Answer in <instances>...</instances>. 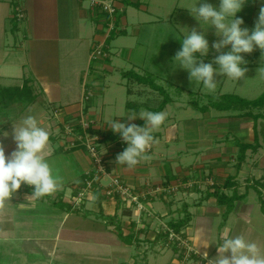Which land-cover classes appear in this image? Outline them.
<instances>
[{
    "label": "crops",
    "instance_id": "1",
    "mask_svg": "<svg viewBox=\"0 0 264 264\" xmlns=\"http://www.w3.org/2000/svg\"><path fill=\"white\" fill-rule=\"evenodd\" d=\"M139 1V5L135 6L139 9H146L149 13H145V15L150 16L147 18L141 14L140 16L144 17V20L141 21L156 24L158 22V14L161 10L159 8L160 6L157 5V1L154 0L155 7L147 6L141 0ZM198 2L199 0H169V2H164V0H162L161 3L165 8V12H160V14H165L167 12L165 15L166 20H170L171 22L175 20V25L184 33L182 36H186L192 28H195L196 24L195 18L191 15L189 9L196 5L199 6ZM201 2H203V0H201ZM207 2L216 7L219 6V0H207ZM17 3L20 6L19 0ZM75 4V0H23L21 7L26 17V25H14L8 27L10 26L8 18L9 16H13L15 10L10 13L13 4L8 0H1L0 8H5V14L0 18V38H2L0 55H7L6 64L16 65L14 69H17L18 72L13 71L8 72V74L5 75L0 74L3 75L0 77H8L10 78L8 79L9 81H23L30 76L34 79L35 84L42 89V95L46 100L45 104H48L52 108L70 109L73 114H76V110L83 106L85 91H90L91 98L89 99L90 101L88 100L87 108L90 117L96 121L95 125L102 124L104 126L108 124L107 122L109 120H117L122 123H135L136 125L140 122H144L140 118L130 122L127 120L129 114L135 113L137 117H139V113L142 110L151 111V109H149L150 106L148 107L146 104L149 100L153 99L148 98V96L144 94L146 93L145 91L134 93L129 86L132 84L131 79H136V77L131 74L133 71L132 68L134 67H132L133 62H131L133 60H130V58H135L134 50L131 47L127 48L119 45L122 48L121 49L116 45V51L111 52L110 42L107 41V45L104 46V49L108 50L110 55L103 58L98 57V59H95L96 61H94L93 58H91L93 43L98 45L103 37L101 18L98 19V16L94 15L92 9L87 7L77 8ZM261 4L262 0H247V3L244 6L248 9L243 8L237 13V16L243 18L244 24H246L242 25V27L249 26L251 29L254 27ZM61 7L63 8L62 12ZM132 12H134V10H132ZM178 14L180 22L176 19ZM185 14H187L186 16L188 19L180 17ZM62 15L63 20H61ZM124 15L119 17V21H122V27L124 28L114 32V35L118 33L126 34L128 32V24L125 22L127 18H125ZM70 16L72 19L71 22L68 19ZM136 17L137 15L134 14V19ZM86 19L91 20L92 26H88ZM132 25H134V23H132ZM132 30L135 36L140 35L139 27H137V29L133 28ZM12 35L15 37H12ZM176 36L179 37L177 33ZM217 38L219 37L217 36ZM138 44H141V46L144 47L147 46L146 43L139 42ZM10 45H12V47ZM121 50L123 51L122 53L120 52ZM126 52L127 57L123 56ZM62 53L64 57H62ZM260 53L261 51H255L252 55L251 53L243 54L244 56H247V60L244 58L247 63L243 66H246L247 69H249L251 66L264 65V59L258 61ZM119 57H123L124 60H129L128 63L125 64ZM214 67L217 66L214 65ZM134 69V72L139 74L138 69ZM114 70H116L117 75H115ZM101 71L106 73H102ZM107 73L112 75L111 77L113 81L110 82L111 78H109ZM118 75L120 76L119 78ZM158 76L163 78L162 75ZM226 78L227 79L222 82L223 91L221 90V92L217 93L218 95H210V97L213 96L212 98L215 99L216 96L222 94H236V85H238L239 80H233L228 77ZM167 81L169 80L167 79ZM170 82L172 83L168 86L175 89L174 86L176 85L174 82ZM157 83L159 84V82ZM136 84L138 85L137 82ZM176 87L183 88L181 85H177ZM123 90L127 93V100H124L125 96H122ZM150 90L151 92L148 93L154 95L158 89L150 87ZM123 95H125V93H123ZM255 95H257V93L247 96L249 99H253L255 98ZM144 96H146V98H144ZM155 97L156 96H154V98ZM204 98L208 99L209 97L205 94ZM128 99L130 100L128 101ZM158 99L160 100V98ZM169 99L170 100L164 105V107L157 111L167 113L165 122L153 133L156 140H158V143H155V147L146 153V155L148 154L151 158H155L154 156L158 158V155L160 156L158 160L153 159L154 161L157 160L156 162L152 161L151 163L152 159H149V164L154 165V168L145 164L142 166L145 168L143 169L144 171H141L142 169L139 164L131 169L126 165L117 164L115 159L120 152L113 150L112 152L114 153H111V156L114 160V167H112V169L110 168L112 172L114 171L115 174H120L123 178H126V175L128 174L126 178L127 181L137 182L139 180L138 177L141 174H145L148 177L153 176L154 173H156L158 176L166 174V176L172 177L174 174L172 171H175L174 169L176 168L183 177H187L188 175H194L200 172L203 173L208 169L211 173L208 178L209 180L211 178L214 179V177L216 179L221 178L224 180L223 183H213L211 186L209 185V190L212 188L211 191H214L216 186H220L221 190L228 193L227 188L223 187L226 178L229 176L228 170L230 164L228 161L230 159L233 160L235 158L234 156L239 154L240 147L238 146V141L254 143V128L256 125L259 147L255 151L252 150V148L246 150L245 158L247 159L244 158L245 161L243 160L241 162L239 171L242 172V175L245 172L246 183L248 182L247 184L249 185V180L251 178L264 175V108L252 109V112L254 113L261 112L263 114V116L258 118L255 123L253 117L245 114L247 109L233 108L230 110H220L210 106L207 110L203 111L190 100L187 101L178 96H169ZM210 99L211 98L208 99L209 102ZM131 102H134L135 104H132ZM164 129L166 130L164 131ZM54 144L57 145V143ZM54 144H52L53 146L47 145L43 152L45 159L48 160L47 162L50 163L53 171H56L60 167L59 161H67L72 170V176H70L68 182L71 186L70 191L73 192L74 190H78L83 182L82 179L84 174L93 167L91 157L88 156L89 154L87 155L85 150L84 152L86 154L83 153V156L77 149H75L76 152L67 151L63 153L64 151L62 150H56ZM219 175H221V177ZM164 177L165 176H163V178ZM236 182L238 192L246 193V196L235 201L232 211L228 214L226 221L223 223L221 222L220 227L227 225V222H230L239 214L246 217L244 219H246L245 222L248 224L250 223V220H254L252 216H249V213L243 212L244 208H249L248 206H245L246 201L251 202L252 207L256 204V206L262 211L259 202H257L256 199H250L253 197V191H255L254 185L260 184L259 179L254 180V184L253 182L251 183L253 186L241 185V190L238 189V180H236ZM260 185H263V181ZM242 189L245 191L242 192ZM169 200H166V204L169 207H171V204L177 205L176 203H173L174 201ZM178 200L179 199L177 198V201ZM109 201L110 199L102 194V199L99 204L95 199L89 200L86 204H82L80 210L75 211L53 208V210L46 209V211H43L44 214H41L40 212L37 213V210L32 205L23 206L21 207L23 209H20L25 210L22 213L27 215L39 214L43 216L52 215L55 217V219H57L58 227L54 237L56 236L58 239L63 238L70 243L77 241L76 243L78 244H84V247H94L93 245L109 247L115 243L117 245H119V242L122 243L116 231V226L118 223L120 224L119 221H115V218L116 220H119L115 214L117 206L111 204ZM195 201L196 200H192L191 205H193ZM33 202L34 201L30 204H35ZM153 204H155V202ZM183 204L187 207L190 205L187 202H184ZM152 206L154 208V205ZM198 207L201 210V213H198V217L205 216L209 220L212 215L220 217L219 215L222 216L226 211V206L218 203L216 196H210L208 199L200 201ZM111 208H113L114 211L111 212ZM220 208L223 209L220 211ZM187 209L189 210V208ZM182 210H184V208ZM156 212L157 211L154 210L153 215H149L150 218L153 216H163V213L160 214ZM189 212L193 217L194 213L191 210H189ZM80 214H84L85 222L93 219L96 221L102 220L103 224L100 230L98 229L99 231L96 232L93 230L94 228L90 229L87 228V226L86 228H82L81 224L73 222V220L78 221V216H81ZM109 214H112L113 217ZM73 215L75 217L71 218ZM171 219L174 218L171 217L166 219L167 222L164 221L165 225L163 226H166V229L168 228L167 223ZM209 220L208 222L210 225L211 221ZM69 222L71 223L69 224ZM261 222L263 223L264 221L261 220ZM183 231H185L184 228L182 229V232ZM123 244L126 245L127 243ZM217 255L218 252L217 249H215L212 258H215ZM179 256L181 257L183 255L180 254Z\"/></svg>",
    "mask_w": 264,
    "mask_h": 264
},
{
    "label": "rangeland",
    "instance_id": "2",
    "mask_svg": "<svg viewBox=\"0 0 264 264\" xmlns=\"http://www.w3.org/2000/svg\"><path fill=\"white\" fill-rule=\"evenodd\" d=\"M8 1L13 4L12 8L10 9V13H12L15 10V5H19L17 3L18 0ZM19 1L21 6L23 0ZM141 1L144 2L147 6L155 7L154 0L153 2L152 0ZM156 1L157 5L160 6V12H165V8L161 3L162 0ZM166 1L169 2V0H164V2ZM75 2L77 8H89V3L87 0H75ZM119 2L121 11L122 9L126 11L125 15H123L125 16V18H127L125 22L126 24H128V32L126 34H112L111 37L107 39V41L110 42L111 52L116 51V45L118 47H120L119 45H122L121 47H131L134 50L135 54V58H130V60H133L131 61L133 62L132 67L138 69L140 75L152 78L156 81V83L159 82V84L164 87L165 92L163 94H161L159 90H156L155 94L152 95L148 93L151 92L150 83L138 81L137 79H131L132 84L129 86L134 93L145 91L146 93L144 94L148 96V98H153L146 104V106H150L149 109H151V111L157 108L160 101L166 95L178 96L187 101L190 100L192 103H195L198 108H201L203 105L209 103L208 99L210 98V95H218L217 93L221 92V90L223 91L222 82L227 79L226 76H217V88L214 92H209L203 87L202 83H197L194 80L191 82L189 80L188 71L179 68V62L173 61L176 52L182 47V39L185 37V35L182 36V34L184 33L175 25V20L173 22H171L170 20H166L165 15L167 12L165 14H160L159 12L157 17L158 22L156 24L145 23L144 21H141L144 20V17L140 15L143 14L145 17L149 18L150 16L145 15V13H149L146 9H139L135 5L125 6L122 1L119 0ZM243 8L248 9L245 6ZM132 10H134V12H132ZM62 11L63 8L61 7V12ZM93 13L95 15L97 11H93ZM4 14L5 8H0V18L3 17ZM134 14L137 15L135 19ZM102 15L103 12L97 13V16ZM186 15L187 14L180 17L187 18ZM10 17L11 16H9L8 18V23L10 24V26L8 27L14 25H26L25 15L24 18L21 19H18L17 17L14 18V16H12L11 18ZM68 19L71 22V16L70 18L68 17ZM176 19L178 22H180L179 14L177 15ZM61 20H63V15L61 16ZM86 20L88 26H92L91 20ZM132 23H134V25H132ZM195 23V28L199 31H205L206 39H208L209 41L208 56L200 58L203 59L205 63L211 62L213 57L217 54L211 48V44L213 41H216L219 38H217L214 28L209 27L208 25H204L202 22L201 28L199 22L196 19ZM122 26L123 25L121 24V28H124ZM137 27L140 28L139 36H135L132 30L133 28L137 29ZM246 27L251 30L249 26ZM176 33L179 35V37L176 36ZM104 34L105 30H103L102 32V35ZM12 37L15 36L12 35ZM139 42L146 43L147 46H141V44H138ZM1 43L2 38H0V44ZM10 46L12 47V45ZM96 46L97 44L93 43V51ZM228 50L229 48H225L223 51L227 52ZM255 51L260 50L257 48L253 52ZM120 52L122 53L123 51L121 50ZM109 55L110 52L108 50H105L104 54L98 56L103 58ZM123 56L127 57V52L123 54ZM197 56L199 58V54H197ZM6 57L7 55H0V74L5 75L8 74V72H18L17 69H14L16 65L6 64ZM62 57H64L63 53ZM91 58H93L94 61H96L95 59H98L97 56H91ZM119 58H121L125 64L129 61L124 60L123 57ZM244 58L247 60V56H244ZM262 59L264 58H262V54L260 53L258 61ZM260 67H264V65L249 67L247 73L245 74V77L240 79L238 85H236V94L248 98L247 95L257 93V95H255L256 98L264 91V77H262L258 73V69ZM134 68H132L133 71H135ZM101 72L106 73L103 71ZM114 73L115 75H117L116 70H114ZM107 74L109 75V78H111L110 82L113 81L111 77L112 75L110 73ZM158 75H162L163 78L159 77ZM119 77L120 76L118 75V78ZM218 77L221 79H219ZM8 79L10 78L0 77V142L4 144L5 155L9 156L11 152L16 148L15 142L12 139L13 125L19 126L21 119L26 115L35 116L39 125L49 131L50 135L48 145L53 146L52 144L57 143V145L54 144L55 149L59 151L62 150L64 151L63 153L67 151H75L73 150L76 140L74 133L77 130H81L80 126H78L79 124L77 123L78 120H76L77 116L74 115L73 112L70 111V109L57 107L52 108L48 104H45L46 100L42 95V89H40V87L35 84L34 79L30 76L25 78V80L23 81H9ZM167 79L169 81H167ZM170 81H173L176 86L181 85L183 88L181 89L174 86L175 89H173L172 87H169L168 85L172 83ZM136 82L138 83V85L136 84ZM25 85H27V88L30 89L31 95L36 96L33 102L29 103L28 97H22L23 99H20L19 101H15L14 99V101L10 102L7 100V98L3 99V88H17L18 86L25 87ZM123 93H125V95H123ZM123 93L122 96H125L124 100H127V93L124 92V90ZM205 94L208 95V99L204 98ZM146 96H144V98H146ZM154 96L156 97L154 98ZM158 98H160V100ZM88 100L85 103L86 107L84 109L85 117L88 118H86L85 121H89L91 123L89 125V130L92 132V134L99 136V145H101L102 147L100 149L103 150L102 152L105 153L106 156H111V153H114L112 152L113 150L122 152L127 147V144H124L123 147L121 146V137L115 139H109L108 137H106V135H108L106 133H113V131L108 127V124L104 126L102 124L95 125L96 121L90 117V114H88L87 103L90 101ZM129 100L130 99H128V101ZM131 103L135 104L134 102ZM240 107L241 105L238 107V109H240ZM70 127H74L73 132ZM165 130L166 129H164V131ZM6 133L8 134L7 136L4 135ZM153 147H155L154 144L150 150H152ZM77 150L82 154V156L84 155L83 153H85L84 150L86 151L87 155L89 154L87 152V149L79 148ZM110 156H108L109 159L108 162H106V166H108L109 170L110 168L112 169V167H114V160L112 159V156ZM154 157L155 158L150 157V159H152L151 163L152 161H154L153 159L158 160L160 158L159 155L158 158H156V156ZM234 157L235 158L233 160L230 159L228 161L230 164L228 175L233 176L236 180H238V189L241 190V185L248 186L249 184H247L248 182L246 183V175L244 174L245 172L242 175V172L239 171L241 166L238 158L239 154H237V156L235 155ZM145 164L150 165L149 159L140 161L139 165L141 166V171H144L143 169L145 168L142 166H144ZM59 165L60 167L56 171H53L54 175H57L60 178L61 182V186L56 191L57 193L55 192L56 194L53 193L52 195H47L42 200H39L38 197H36L33 193H29L27 191L29 185L22 184L21 188L17 192H14L12 196L5 201L4 206L0 208V264H175L177 262V264H207V261L202 258L203 252L206 251L208 253V258L211 259L213 257V253L215 252V249H217L218 245L222 243L221 237H234L236 235H243L247 241L256 242L261 247L262 251H264V222H261V220L264 221V212H262L256 206V204H254L255 206L252 207L251 202L246 201L245 203V206H248L249 208H244L243 212L249 213V216H252L254 218V220H250L249 224L245 222L246 219L244 218L246 217L242 216V214L237 215L238 218L236 216V218H233L230 222H227V225H223L222 227H220L221 222L223 223L226 221L223 215H219L220 217L212 215L210 220L205 216H201L200 218L198 217V213L201 211L198 207L200 201L213 196H207V192L210 186L213 183L220 184L224 181L221 178L216 179L215 177L214 179L211 178L209 180L208 178L210 177L211 173L208 169L203 173L200 172L198 174L188 175L187 177H183V175H181V173H179L176 168L174 169L175 171H172V173L176 175L173 174L172 177L166 176V174L158 176L156 175V173H154L153 176L148 177L145 174H141L138 177L139 180L137 182L127 181L126 178L128 174L126 175V178H123L120 174H115L114 171L112 172L111 170H108L110 173H108V175L104 177V184H108L110 182L111 176L120 175V177L127 183L132 184L137 188L143 187L142 183L144 181L149 182L151 184V187L153 188V192L149 193L148 199H150L151 203L155 202V204H151L152 208L148 204L147 213L146 211H140L139 209H137L134 204L127 206L128 204L126 202L123 203V201L120 199L119 201H115L114 199H110L109 201L111 204L117 206V208L115 209V214L117 215V219L119 220H116V216L114 218L116 222H120V226L124 231L123 233L128 234L130 233V231H133L137 234L140 240L133 241V243H131L130 245H125L123 244L125 242L120 238L122 243L119 242V245L115 243L109 247L99 245H93L94 247H84V244H78L76 243L77 241L70 243L67 242L66 239H58L56 238V236L54 237V234L58 227L57 219H55V217H53L52 215L43 216L39 214H23L22 212L25 210H21L23 209L21 207L32 205L37 210V213L40 212L41 214H44L43 211H46V209L53 210V208H56L50 201L55 200V198L60 195L59 193H64L63 195L66 201L73 203L74 207V200L76 198V195L70 191L71 186L68 183L70 180V176H72L70 164L67 163V161L63 160L59 161ZM150 166L154 168V165ZM69 170L71 171V173ZM163 176L165 177L163 178ZM219 176L221 177V175ZM263 177L264 175H260L249 180L250 185L256 179H259L260 184H262L263 181V185L258 184L256 185L257 187L254 186L255 191H253V197L250 198L251 200L256 199V201L259 202L260 207L262 205L261 199L264 198ZM163 185L165 187L166 185L169 186V189L164 190V193L159 194L158 192L161 190L158 189V187H161ZM257 189L261 191V194ZM244 191L245 190L242 189V192ZM227 192L231 193V189H227ZM177 198L179 199L178 201ZM166 200L174 201L173 203H176L177 205L171 204V207H169L166 204ZM192 200H196L197 202L195 201V203L191 205ZM32 201H34L33 203L35 204H30ZM88 201L89 199H83L82 202L86 204ZM184 202L189 203L190 205H188L190 207L184 206ZM152 205H154V208ZM92 206L94 207L93 204ZM185 207L189 208V210L194 213V216H191L188 225L184 228L185 231H183L182 234L177 235L179 236L177 237L178 239L171 236H168V238L157 237L161 230L166 229V226H163L165 225L164 221L167 222L166 219H169L171 217L174 219L182 217L185 214V211L182 209ZM221 209L223 208H220V211ZM151 210L152 215L154 213V210H156V213H163V216H153L152 218H150L149 213ZM73 211H75V208ZM110 211L112 212L114 211V209L111 208ZM142 212H145L146 214ZM80 215L81 216H78V221L73 220V222H78V224L82 225V228H86L87 226V228H94L93 230L98 232L102 227V220L96 221L95 219H93L87 220L85 222L84 214ZM109 215L113 217L112 214ZM72 217L75 216L73 215L71 216V218ZM208 220L211 221L210 225ZM133 221H135V225L131 227V222ZM70 223L71 222H69V224ZM175 246L177 247V249H175ZM180 254H182L183 256L180 257Z\"/></svg>",
    "mask_w": 264,
    "mask_h": 264
},
{
    "label": "clouds",
    "instance_id": "3",
    "mask_svg": "<svg viewBox=\"0 0 264 264\" xmlns=\"http://www.w3.org/2000/svg\"><path fill=\"white\" fill-rule=\"evenodd\" d=\"M198 3L199 6L189 9L190 13L201 28L203 23L215 29L219 39L212 42L211 48L217 54L208 63L200 58L208 56L209 41L205 31L192 28L182 39V47L176 52L173 61L179 62V68L188 71L191 82L194 80L202 83L205 89L214 92L217 88V76L223 75L233 80L245 77L248 69L243 66L247 63L243 54H250L258 48L264 58V0L251 30L242 27L244 20L237 16L247 0H219L218 7L207 0H199ZM225 48L229 50L223 51ZM258 73L264 77V67H260ZM137 118L144 121L143 126L117 120L107 122L113 133H118L127 144L117 154L115 162L126 165L129 169L134 168L141 160L150 159L146 153L153 144L158 143L153 133L165 122L167 113L142 110L139 117L132 113L127 120L130 122ZM49 135V131L39 125L35 116L26 115L19 126L13 125L12 139L16 148L9 156L5 155L4 144L0 142V208L22 184L33 186L36 197L52 195L59 189L60 178L54 175L43 155ZM221 239L215 258L209 259L208 253L203 252L202 258L207 264H264V251L256 242L247 241L243 235Z\"/></svg>",
    "mask_w": 264,
    "mask_h": 264
},
{
    "label": "trees",
    "instance_id": "4",
    "mask_svg": "<svg viewBox=\"0 0 264 264\" xmlns=\"http://www.w3.org/2000/svg\"><path fill=\"white\" fill-rule=\"evenodd\" d=\"M121 1L124 3L125 6H128V5H136L137 6L140 3L139 0H121ZM125 12H126L125 10L119 11L117 13V18L119 19V17H121L123 14H125ZM14 18H16V17L14 16ZM112 34H114V32ZM130 71H132V70H130ZM131 74L133 76H135L138 81L150 83L151 87L158 89L162 94L165 92L164 87L160 84H157L154 79L140 75L134 71H132ZM26 84H28V83H26ZM27 87L28 86L25 85V87H19L18 86L17 88H10V87L3 88L2 89L3 99L7 98V100L10 102V101H14V99H15V101H19L20 99H23L22 97H24V98L28 97V102L31 103L34 101L36 96L31 95V91ZM86 93H87V91H85L84 94H86ZM212 97L213 96L210 97L211 99H210V102L208 104L203 105L201 107V110H203V111L207 110L210 106H213V107L220 109V110H230L233 108H238L241 105L240 108L241 109H247L245 114L253 117L255 120V123H256L258 118L263 116V114L261 112H259V113L252 112V109L253 108H264V91L259 96H257L256 98H253V99H249L246 97H242L238 94H232V93L222 94V95L216 96L215 99H213ZM0 100H1V98H0ZM169 100L170 99H169L168 95L164 96L160 105L157 108H155V110H152V112H157L158 110L163 108L164 105ZM76 111H78V110H76ZM74 115L77 116L76 119L79 118V115L77 113ZM143 123L144 122H140L137 125L143 126ZM78 126H80V129H81L79 131L82 132L83 128H82L81 124H79ZM254 131H255L254 143H245V142L238 141V146L240 147L239 157H238L239 163H241L244 160L245 152L248 148H252V150L255 151L259 147L258 131L256 129V125L254 128ZM106 134H108V135H106V137H108L109 139H111V138L115 139V138L120 137L118 133H114V134L113 133H106ZM79 148L86 149L85 145H82L80 143V141H77L73 150L79 149ZM86 176H87V174L85 173L83 176V179H82L83 182H82L80 187H82V185L84 184V178ZM251 186H253V185H251ZM254 186H256V185H254ZM223 187L227 188V189H231V193H226L225 191L221 190L220 186H216V189L214 191H208L207 192V196H210V195L216 196L218 203L226 206V211L223 213V216L225 217V220H226L228 214L232 211V209L234 207L235 201L238 199L244 198L246 196V193H239L238 192L237 182L233 176H228L226 178L225 183L223 184ZM257 190L261 194V191L259 189H257ZM27 191L29 193H34L33 186H29ZM78 191H79V188H78V190H74L73 192L76 195V194H78ZM59 194L60 195H58L57 198H55V200L50 201L53 204V206H55L59 210L70 211V210H74V208H75V210H80L82 208V206L73 207V203H70L64 199V195H63L64 193H59ZM102 194H103L102 191L99 189L95 191V200L98 204L100 203V201L102 199ZM44 197L45 196L38 197V199L42 200ZM261 201H262L261 209L264 212V198H262ZM184 211H185V214L182 217L169 220L167 223L168 228L165 230H161L159 232V234L157 235V237L168 238L171 230L176 232V233L182 234V229L188 225V223L191 219V213L189 212V210L186 207L184 208ZM131 224H132L131 227H133L135 225V221H133ZM117 233H118V236L122 239V241H124L127 244H131V243H133V241L140 240L138 238L137 234L133 231H130V233H128V234H124L119 223L117 225ZM175 249H177L176 246H175Z\"/></svg>",
    "mask_w": 264,
    "mask_h": 264
},
{
    "label": "built area",
    "instance_id": "5",
    "mask_svg": "<svg viewBox=\"0 0 264 264\" xmlns=\"http://www.w3.org/2000/svg\"><path fill=\"white\" fill-rule=\"evenodd\" d=\"M83 1V0H80ZM89 3V9L93 11L103 12V16H98V19L101 18V27L105 30V36L103 35V39L101 42L94 48L92 52V57H99L101 54H104V46L107 45V39L111 37L113 32H117L121 28L122 21L120 22L117 18V13L121 11L119 0H87ZM121 1V0H120ZM15 13L14 16L18 19L24 18V12L21 6L16 5L14 7ZM123 10V9H122ZM97 13L95 14L97 16ZM122 29V28H121ZM99 55V56H98ZM91 97V92L88 91L84 94V104L78 109L77 114L79 118L77 123L81 124L83 128V132L77 130L74 134L76 137L75 145L77 141H80L82 145H85L87 152L89 153L93 167L92 169L86 172L87 176L84 178V184L79 188L78 194H76V198L74 200V207H80L84 204L83 199L94 200L95 199V191L101 190L103 195L106 198L114 199L115 201L122 200L123 203H127V206L134 204L137 209L140 211L148 212L147 206L151 207V201L148 199L149 193L153 192V188L151 184L147 181L142 183L143 187L137 188L132 184L127 183L124 179L120 177V175H113L110 177V182L108 184H104L103 179L108 173H110L108 166H106V162H108L109 157L103 153L100 148L101 145L100 139L98 135L92 134L89 130V125L91 124L85 119L84 109L85 103ZM88 119V118H87ZM86 126V127H85ZM70 129L74 130V127H70ZM121 146L123 147L125 142L120 138ZM109 170V171H108ZM161 191L158 193H164V190H168L169 186L166 187L163 185L158 187ZM156 192V191H155ZM166 192V191H165ZM148 199V200H147ZM152 208V207H151ZM149 215H152V210ZM179 233H176L171 230L169 236L171 237H179ZM178 239V238H177Z\"/></svg>",
    "mask_w": 264,
    "mask_h": 264
}]
</instances>
